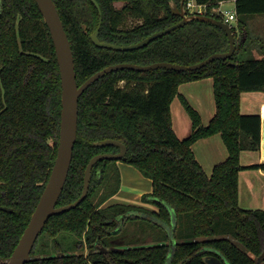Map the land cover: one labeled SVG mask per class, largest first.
<instances>
[{"label": "trees", "instance_id": "trees-1", "mask_svg": "<svg viewBox=\"0 0 264 264\" xmlns=\"http://www.w3.org/2000/svg\"><path fill=\"white\" fill-rule=\"evenodd\" d=\"M97 1L103 16L99 37L117 44L137 42L182 19L174 7H180L182 0ZM117 1L122 5L117 6ZM252 1L237 0L238 12L254 9ZM55 2L72 44L79 84L112 63L191 64L230 46L222 26L199 18L138 48L99 46L91 38L100 20L95 1ZM184 8L186 14L199 13L188 8L187 0ZM256 8L264 10V4ZM203 13L224 20L222 12ZM130 17L139 22L125 26ZM233 28L237 48L229 57L187 70L118 68L84 90L79 97L71 166L57 205L81 195L92 156L120 150L114 143H95L110 137L127 145L120 159L152 179L153 189L142 200L157 209L106 203L120 189L121 172L118 159H99L86 197L52 214L41 231L52 236L68 232L73 237L69 246L60 240L38 242V237L25 264H208L206 255H215L224 264L257 262L264 254V208L240 205L239 172L264 168V162L243 164L240 159L243 149L261 148L262 115L241 111V93L264 90V54L254 56L247 47L239 50L241 38L238 27ZM207 76L213 78L216 112L203 124L199 110L179 91V85ZM176 95L192 119V131L186 137H179L173 127L171 103ZM61 108L55 44L37 0H0V204L13 207L0 209V264H6L12 254L50 177ZM217 132L229 153L209 175L192 144ZM128 218L149 219L156 233L140 240L133 239L132 232L117 234ZM85 246L87 253L82 252Z\"/></svg>", "mask_w": 264, "mask_h": 264}, {"label": "water", "instance_id": "water-1", "mask_svg": "<svg viewBox=\"0 0 264 264\" xmlns=\"http://www.w3.org/2000/svg\"><path fill=\"white\" fill-rule=\"evenodd\" d=\"M94 1L100 10V20L95 31L91 33V38L99 46H108L116 49L138 48L146 45L152 39L185 24L193 18L212 21L222 26L228 33L230 46L225 51L214 52L206 58L191 64L172 62L168 60L154 61L148 64H140L130 61L112 63L97 70L84 82L79 84L77 81V72L72 44L65 29V25L59 13L56 2L55 0H37V3L51 31L59 62L62 86L60 137L57 156L50 177L31 215L28 224L24 229V232L22 233L6 264H25L29 259L36 240L43 230L48 218L54 213L62 212L76 206L86 197L90 186L92 169L97 160L102 158L120 159L127 151L126 143L117 138L109 137L96 141L95 143L98 145H105L109 143L117 144L120 147V150L117 152H99L92 156L85 169L84 186L81 195L72 202L63 205H57V201L60 197L69 173L73 157V149L77 140L79 97L93 81H95L108 71L123 67H130L138 70H148L157 67H168L179 70L196 69L209 63L215 58H226L231 56L237 48L236 35L233 24L231 22L206 13H196L190 15L186 14V10L184 8V0H182L180 7L176 5L174 6L176 11L182 15V19L165 28L152 32L151 34L147 35L137 42L129 44H117L108 40H102L99 37V31L103 20L102 11L98 1ZM261 147L264 152V116L262 117L261 124ZM0 209L13 210V207L6 204H0ZM204 259L208 264H224L220 260V258L215 255H206ZM263 259L264 254L259 256L255 264H259Z\"/></svg>", "mask_w": 264, "mask_h": 264}, {"label": "crops", "instance_id": "crops-1", "mask_svg": "<svg viewBox=\"0 0 264 264\" xmlns=\"http://www.w3.org/2000/svg\"><path fill=\"white\" fill-rule=\"evenodd\" d=\"M195 3L194 9L206 11L222 12L230 10L237 14L233 25L238 28L239 50L242 48H251L257 52L260 57L264 54V10L258 9L259 5L264 4V0H253L250 5L254 9L238 12L237 0H219L213 2ZM121 2L122 1H117ZM116 2V5H117ZM244 29V32L242 31ZM261 44H258V43ZM260 47V48H259ZM179 91L189 100V102L199 110L202 123L207 124L216 112V101L214 96L213 78L203 77L194 80L184 81L179 85ZM264 90H245L241 93V111L250 112L248 108L244 109V95L247 93ZM249 98V94L247 96ZM173 127L179 137H185L192 131V119L182 104L179 95H176L171 103ZM264 116V109L261 113ZM192 148L197 159L203 165L205 171L210 175L216 163L224 160L228 156V148L220 132L209 136L198 138L192 144ZM252 150V152H250ZM243 164L264 162V152L262 147L257 149H243L240 155ZM117 164L121 172V186L118 192L112 195L106 203H134L143 207L157 209V206L151 202L142 200L144 193L151 192L153 181L145 176L141 170L132 163L118 159ZM239 203L243 207L264 208V168H243L239 172ZM174 241V240H173ZM87 253L88 247L82 250Z\"/></svg>", "mask_w": 264, "mask_h": 264}, {"label": "rangeland", "instance_id": "rangeland-1", "mask_svg": "<svg viewBox=\"0 0 264 264\" xmlns=\"http://www.w3.org/2000/svg\"><path fill=\"white\" fill-rule=\"evenodd\" d=\"M122 3L121 2H117V6H121ZM137 22H139V20L137 18H134V17H130L128 19V21L125 23V26H132L134 24H136ZM231 23L234 22V20L232 19L230 21ZM258 43V42H257ZM258 44H261V43H258ZM260 48V47H259ZM251 53L252 55L254 56H257V52H255V50L251 49ZM121 83H123V81H121ZM249 94V98L244 95V106L246 108H248L249 110L247 111H250V112H245V113H261L262 109H264V95L261 91H257V92H251L249 93V91L247 93ZM252 152V150L250 151ZM154 225L152 224V221H150L149 219H143V218H128V219H124L122 221V225H121V228H120V231L121 232H118L117 234H124L126 232H132L134 234L133 236V239L134 237L138 240L140 239H151L152 238V235L155 234V229L153 227ZM116 234V236H117ZM40 236L39 237V241H44V240H47V241H51V242H54L56 240H60L62 241V243L64 242L65 246H69V243H70V238H73V237H70V234L68 232H61V233H58L57 235L55 236H52V235H49L48 233L46 232H42L41 234H39ZM154 236V235H153ZM111 235L109 234L106 238H110ZM37 242V244H38ZM39 247V245L37 246Z\"/></svg>", "mask_w": 264, "mask_h": 264}, {"label": "built area", "instance_id": "built-area-1", "mask_svg": "<svg viewBox=\"0 0 264 264\" xmlns=\"http://www.w3.org/2000/svg\"><path fill=\"white\" fill-rule=\"evenodd\" d=\"M187 6L191 11H198L199 13H203L202 9H199V10L194 9L195 3L191 0H187ZM223 14H224V20L228 22H230L232 19L237 17V14L235 12H232L227 9L223 11Z\"/></svg>", "mask_w": 264, "mask_h": 264}]
</instances>
